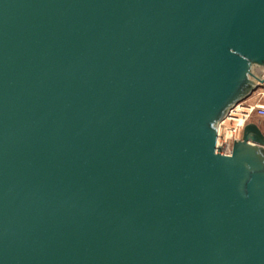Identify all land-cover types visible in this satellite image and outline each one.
<instances>
[{"label": "water", "instance_id": "95a60500", "mask_svg": "<svg viewBox=\"0 0 264 264\" xmlns=\"http://www.w3.org/2000/svg\"><path fill=\"white\" fill-rule=\"evenodd\" d=\"M264 0H0V264H264Z\"/></svg>", "mask_w": 264, "mask_h": 264}, {"label": "built area", "instance_id": "2783aa9c", "mask_svg": "<svg viewBox=\"0 0 264 264\" xmlns=\"http://www.w3.org/2000/svg\"><path fill=\"white\" fill-rule=\"evenodd\" d=\"M256 93L259 98L254 102H249L248 99L236 104L219 123L216 147L221 149L222 154H231L232 143L241 138L244 126L252 117L264 119V104L260 102L261 97H264V71Z\"/></svg>", "mask_w": 264, "mask_h": 264}, {"label": "rangeland", "instance_id": "374dc122", "mask_svg": "<svg viewBox=\"0 0 264 264\" xmlns=\"http://www.w3.org/2000/svg\"><path fill=\"white\" fill-rule=\"evenodd\" d=\"M257 98H259V97L257 96V93L254 92V93L251 95V97L248 98V99H249V102H254ZM248 99H247V100H248ZM260 102H261L262 104H264V97H261ZM257 119H258V118L254 116V117H252V118L249 120V122H250V121H258ZM249 122H248V123H249ZM260 122H262V124H263V126H264V119H262Z\"/></svg>", "mask_w": 264, "mask_h": 264}, {"label": "trees", "instance_id": "16d2710c", "mask_svg": "<svg viewBox=\"0 0 264 264\" xmlns=\"http://www.w3.org/2000/svg\"><path fill=\"white\" fill-rule=\"evenodd\" d=\"M250 122H252V123H256V122H254V121H250ZM257 125H258L259 129L261 130V132L263 131V134H264V126H263L262 122L257 123Z\"/></svg>", "mask_w": 264, "mask_h": 264}, {"label": "crops", "instance_id": "0c3cea01", "mask_svg": "<svg viewBox=\"0 0 264 264\" xmlns=\"http://www.w3.org/2000/svg\"><path fill=\"white\" fill-rule=\"evenodd\" d=\"M257 120H258V121H254V122H256L255 124L260 123V121H261L262 119L258 118ZM262 133H263V131H262ZM263 135H264V134H263Z\"/></svg>", "mask_w": 264, "mask_h": 264}, {"label": "bare ground", "instance_id": "6f19581e", "mask_svg": "<svg viewBox=\"0 0 264 264\" xmlns=\"http://www.w3.org/2000/svg\"><path fill=\"white\" fill-rule=\"evenodd\" d=\"M225 124L228 126V124L225 122Z\"/></svg>", "mask_w": 264, "mask_h": 264}]
</instances>
